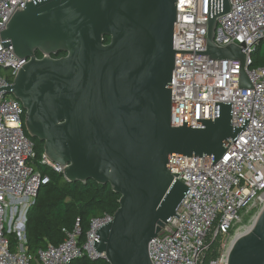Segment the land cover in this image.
<instances>
[{
	"label": "water",
	"instance_id": "water-1",
	"mask_svg": "<svg viewBox=\"0 0 264 264\" xmlns=\"http://www.w3.org/2000/svg\"><path fill=\"white\" fill-rule=\"evenodd\" d=\"M176 1L27 0L0 31L3 48L26 60L0 91L22 103L28 135L66 180L92 179L120 194L94 239L109 264H153L149 243L179 217L190 190L171 173L170 155H206L214 165L249 122L233 126L232 102L216 101L214 119L171 124L177 51L237 60L239 88H254L243 45L214 41L229 0H208L205 51L174 48ZM225 262L264 264V206L250 229L233 236Z\"/></svg>",
	"mask_w": 264,
	"mask_h": 264
},
{
	"label": "built area",
	"instance_id": "built-area-1",
	"mask_svg": "<svg viewBox=\"0 0 264 264\" xmlns=\"http://www.w3.org/2000/svg\"><path fill=\"white\" fill-rule=\"evenodd\" d=\"M26 2L0 0V31ZM229 3L231 11L218 18L214 41L220 46L230 42L243 45L254 88H239L237 60H212L202 53L177 51L171 124L180 126L184 120L202 125L197 118L214 119L216 101L232 102L233 126H243L244 118L249 122L214 165L213 157L206 155H170L171 173H178L175 178L190 190L177 209L179 217H171L150 241L153 264H227L233 236L251 226L264 206V66L251 67L252 54L264 41V0ZM176 5L174 48L205 51L208 0H177ZM25 62L12 46L3 48L0 35V87L12 84ZM7 94L0 91V264H71L84 257L106 260L105 254L97 252L94 239L99 241L96 231L113 219L111 214L92 218L85 240H80L77 224L60 244H50L35 254L27 251L26 214L50 176L35 165V143L25 132L22 103ZM39 161L63 174V167L45 154ZM246 216L250 217L244 223ZM11 231L18 236L15 250L7 236ZM215 238L219 239V255L204 262L210 240Z\"/></svg>",
	"mask_w": 264,
	"mask_h": 264
},
{
	"label": "trees",
	"instance_id": "trees-1",
	"mask_svg": "<svg viewBox=\"0 0 264 264\" xmlns=\"http://www.w3.org/2000/svg\"><path fill=\"white\" fill-rule=\"evenodd\" d=\"M110 36H105V42H110ZM59 52L56 57L65 55ZM37 55L42 57L41 52ZM264 66V41H261L252 54L251 67ZM25 132L27 133L26 129ZM28 134V133H27ZM35 143V165L43 174L50 176V182L41 187L34 203L26 214V244L30 253L50 244L58 245L64 241L67 232H72L77 224L80 226V240H85L94 217L104 214L113 215L120 203V194L113 191L110 184H101L92 179L87 182L68 181L62 173L55 172L39 160L44 154L43 143L31 138ZM250 216H246L247 223ZM11 248L18 245L15 232H7ZM210 247L204 256V262H209L219 255V239L210 240ZM71 264H109L105 259L91 260L84 257Z\"/></svg>",
	"mask_w": 264,
	"mask_h": 264
},
{
	"label": "rangeland",
	"instance_id": "rangeland-1",
	"mask_svg": "<svg viewBox=\"0 0 264 264\" xmlns=\"http://www.w3.org/2000/svg\"><path fill=\"white\" fill-rule=\"evenodd\" d=\"M7 96H8L9 98H10V97H13L12 94H7ZM248 226H250V224L246 225V227H244V228L242 229V231H243L244 229H246Z\"/></svg>",
	"mask_w": 264,
	"mask_h": 264
},
{
	"label": "bare ground",
	"instance_id": "bare-ground-1",
	"mask_svg": "<svg viewBox=\"0 0 264 264\" xmlns=\"http://www.w3.org/2000/svg\"><path fill=\"white\" fill-rule=\"evenodd\" d=\"M250 227H251V226H248V227H247L246 229H244V230L250 229Z\"/></svg>",
	"mask_w": 264,
	"mask_h": 264
},
{
	"label": "flooded vegetation",
	"instance_id": "flooded-vegetation-1",
	"mask_svg": "<svg viewBox=\"0 0 264 264\" xmlns=\"http://www.w3.org/2000/svg\"><path fill=\"white\" fill-rule=\"evenodd\" d=\"M61 57V56H60Z\"/></svg>",
	"mask_w": 264,
	"mask_h": 264
}]
</instances>
